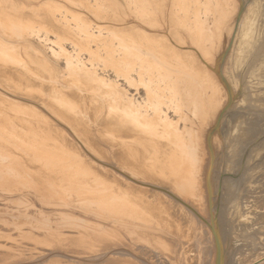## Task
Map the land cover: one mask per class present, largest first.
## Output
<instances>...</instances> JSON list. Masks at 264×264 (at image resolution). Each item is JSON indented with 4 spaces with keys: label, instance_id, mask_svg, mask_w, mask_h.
Instances as JSON below:
<instances>
[{
    "label": "bare ground",
    "instance_id": "bare-ground-1",
    "mask_svg": "<svg viewBox=\"0 0 264 264\" xmlns=\"http://www.w3.org/2000/svg\"><path fill=\"white\" fill-rule=\"evenodd\" d=\"M121 5L0 0V264H264V0Z\"/></svg>",
    "mask_w": 264,
    "mask_h": 264
},
{
    "label": "rangeland",
    "instance_id": "rangeland-1",
    "mask_svg": "<svg viewBox=\"0 0 264 264\" xmlns=\"http://www.w3.org/2000/svg\"><path fill=\"white\" fill-rule=\"evenodd\" d=\"M117 1V3L119 4V5H121L122 3H123V0H116ZM122 6V5H121ZM110 20V22H113V23H122L121 21H117V20H113V19H109ZM49 40H48V43H47V41H44L43 42V45L45 46V47H54V48H56L57 47V45L54 43V40L56 39L55 38V36L53 35V34H51L49 37ZM51 38V39H50ZM54 39V40H53ZM51 40V42H49ZM35 41H38V39H35ZM66 46L69 48V49H72V45L69 43V42H67L66 43ZM264 108L262 109V110H259V114H262V115H264ZM263 123H264V119H263ZM264 130V129H263ZM264 134H261V135H259V154H261V156H259V159H261L260 157H262V159L261 160H259V163H261V164H259V170H258V175H259V200H261V201H264V143L263 142H260L261 140L260 139H262V141L264 140ZM260 147H263V149L262 148H260ZM262 149V150H261ZM262 167H261V166ZM262 169V170H261ZM261 171V172H260ZM263 171V172H262ZM263 187V188H262ZM194 252H197V249H194ZM194 255H197V253H193Z\"/></svg>",
    "mask_w": 264,
    "mask_h": 264
}]
</instances>
